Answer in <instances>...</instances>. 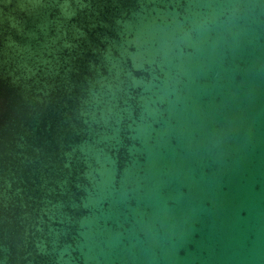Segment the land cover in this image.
Instances as JSON below:
<instances>
[{"label":"water","instance_id":"water-1","mask_svg":"<svg viewBox=\"0 0 264 264\" xmlns=\"http://www.w3.org/2000/svg\"><path fill=\"white\" fill-rule=\"evenodd\" d=\"M0 264H264V0H0Z\"/></svg>","mask_w":264,"mask_h":264}]
</instances>
